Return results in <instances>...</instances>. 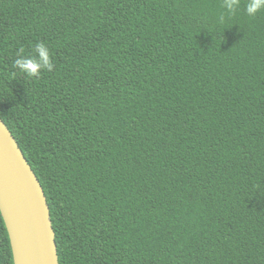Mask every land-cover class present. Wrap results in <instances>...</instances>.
<instances>
[{
  "label": "trees",
  "instance_id": "16d2710c",
  "mask_svg": "<svg viewBox=\"0 0 264 264\" xmlns=\"http://www.w3.org/2000/svg\"><path fill=\"white\" fill-rule=\"evenodd\" d=\"M247 2L0 0V116L59 264H264V9ZM40 42L52 69L20 75Z\"/></svg>",
  "mask_w": 264,
  "mask_h": 264
},
{
  "label": "water",
  "instance_id": "95a60500",
  "mask_svg": "<svg viewBox=\"0 0 264 264\" xmlns=\"http://www.w3.org/2000/svg\"><path fill=\"white\" fill-rule=\"evenodd\" d=\"M0 211L20 264H59L46 194L16 138L0 116Z\"/></svg>",
  "mask_w": 264,
  "mask_h": 264
},
{
  "label": "clouds",
  "instance_id": "9594fccd",
  "mask_svg": "<svg viewBox=\"0 0 264 264\" xmlns=\"http://www.w3.org/2000/svg\"><path fill=\"white\" fill-rule=\"evenodd\" d=\"M240 0H223V7L229 14H233L239 7ZM264 9V0H248L245 11L249 16H255L258 12ZM224 16L221 15L220 23H223ZM17 58L13 62V67L18 70L20 75L28 78L38 77L41 70H51L53 67L50 51L48 47L40 42L37 43L32 53H25L23 48L17 52ZM13 77L17 75L14 72Z\"/></svg>",
  "mask_w": 264,
  "mask_h": 264
},
{
  "label": "bare ground",
  "instance_id": "6f19581e",
  "mask_svg": "<svg viewBox=\"0 0 264 264\" xmlns=\"http://www.w3.org/2000/svg\"><path fill=\"white\" fill-rule=\"evenodd\" d=\"M14 242H15V256H16V261H17V264H20L19 263V260H20L21 251H20V248H18L16 246V240L15 239H14Z\"/></svg>",
  "mask_w": 264,
  "mask_h": 264
}]
</instances>
